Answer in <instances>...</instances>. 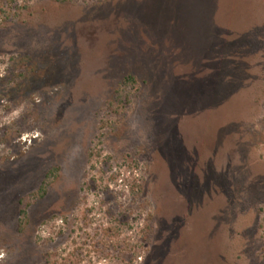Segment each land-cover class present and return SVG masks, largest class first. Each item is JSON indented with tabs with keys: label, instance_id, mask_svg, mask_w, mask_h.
<instances>
[{
	"label": "rangeland",
	"instance_id": "374dc122",
	"mask_svg": "<svg viewBox=\"0 0 264 264\" xmlns=\"http://www.w3.org/2000/svg\"><path fill=\"white\" fill-rule=\"evenodd\" d=\"M0 264H264V0H0Z\"/></svg>",
	"mask_w": 264,
	"mask_h": 264
},
{
	"label": "trees",
	"instance_id": "16d2710c",
	"mask_svg": "<svg viewBox=\"0 0 264 264\" xmlns=\"http://www.w3.org/2000/svg\"><path fill=\"white\" fill-rule=\"evenodd\" d=\"M137 84V81L135 77L129 76L125 78V80L122 82V84L119 86V88L116 90V96L119 99V101L122 100L124 95H127V88L129 87H135ZM58 171L57 168H52L48 171L46 174L44 180L42 181L41 185L39 186L38 190L35 192V194H32L33 197L36 198V200L44 199L49 192V188L52 183V178L55 177L56 172ZM21 209H20V223L23 224L24 221H27L28 219V206H24L23 200L20 202Z\"/></svg>",
	"mask_w": 264,
	"mask_h": 264
}]
</instances>
